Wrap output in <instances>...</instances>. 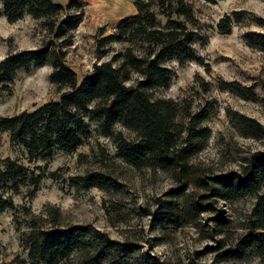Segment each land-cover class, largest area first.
<instances>
[{
    "label": "rangeland",
    "instance_id": "1",
    "mask_svg": "<svg viewBox=\"0 0 264 264\" xmlns=\"http://www.w3.org/2000/svg\"><path fill=\"white\" fill-rule=\"evenodd\" d=\"M50 1L62 6L75 1L83 7L82 21L71 33L70 45L61 48L63 63L75 74L76 86L95 64L118 66L126 49L145 57L144 46L138 42H111L96 51L100 38L111 35L120 21L135 15L133 0ZM184 2L196 20V26L188 28L193 33L189 47L195 61L178 63L168 58L162 64L170 75L168 84L148 95L175 103L181 115L205 106L212 108L202 125L210 136L204 148L189 158L187 174L125 163L117 157L112 140L102 136L97 123L86 117L83 123L88 133L76 150L53 149L38 158L30 159L0 131V166L7 158L25 167L27 175L16 192L5 193L13 206L0 211V264H29L19 233L25 228L24 219L31 217L41 228L80 226L90 237L112 242V249L95 264H264V254L237 252L254 197L244 195L228 202L210 196L208 189L212 177L238 171L251 153H264V137L246 136L237 125L243 116L264 128V53L246 38L247 34H264V0ZM226 18L228 26L221 31L219 25ZM45 42L59 45L39 21L27 15L6 23L0 5V60L10 53L35 50ZM49 73L46 65L19 70L0 85V118L31 113L68 93L69 89L49 83ZM129 76L125 85H134L139 79L135 73ZM219 81L251 89L258 101H244L221 90ZM113 133L135 140V135L118 123ZM91 173L103 177L101 188L87 187L78 178ZM197 178L205 184H198ZM183 197L199 206L197 215L179 226L161 224L157 213L162 203L179 205ZM216 216L225 220L221 230ZM95 244L91 241L59 264H89Z\"/></svg>",
    "mask_w": 264,
    "mask_h": 264
},
{
    "label": "trees",
    "instance_id": "2",
    "mask_svg": "<svg viewBox=\"0 0 264 264\" xmlns=\"http://www.w3.org/2000/svg\"><path fill=\"white\" fill-rule=\"evenodd\" d=\"M0 5L6 23L11 24L23 14L27 15L39 21L42 28L59 41L58 46L45 42L35 50L7 54L0 60V85L8 83L19 70L46 65L50 67L49 83L57 89H69L57 102L47 103L31 113L0 118V131L8 134L11 143L23 148L30 159L53 149L74 151L87 136L83 123L86 117L97 123L102 136L112 140L117 157L125 163L136 168L187 174L189 158L204 148L210 136L209 130L202 125L209 119L212 108L205 106L181 115L175 103L151 99L148 95L150 90L163 89L168 84L169 72L162 67L168 58L178 63L195 61L189 47L193 33L188 28L195 27L196 20L184 0H133L135 15L120 21L111 35L100 38L96 51L111 42H138L144 46L145 57L135 56L126 49L119 56L118 66L109 62L95 64L78 86L75 74L63 63L61 48L70 45V35L82 21V5L69 1L62 6L50 0H0ZM228 21L226 18L221 22L219 30L224 31ZM246 38L249 45L264 53V34H247ZM97 54L100 56L103 52ZM130 73L137 74L139 79L134 85H125ZM218 86L244 101H258L251 89L236 82L219 81ZM117 123L132 132L135 140L128 141L120 133L114 134L113 127ZM237 125L246 136L264 137V128L252 119L240 116ZM2 162L0 211L12 208V201L5 193L8 190L16 192L27 176L25 167L7 158ZM78 178L87 187L101 188L104 182L97 173ZM209 181L210 196L214 198L229 202L244 195L254 197L247 231L239 240L237 252L263 255L264 153H251L238 171L217 175ZM34 182L35 186L37 180ZM196 182L205 184L198 178ZM198 210L197 204L183 197L179 205L162 203L157 220L161 224L179 226L192 220ZM215 222L221 230L225 220L216 216ZM24 223L19 243L26 251L29 264H59L76 250H84L91 241L96 244L92 247L95 252L89 264H95L113 247L104 237H90L80 226L41 228L32 217L24 219Z\"/></svg>",
    "mask_w": 264,
    "mask_h": 264
}]
</instances>
